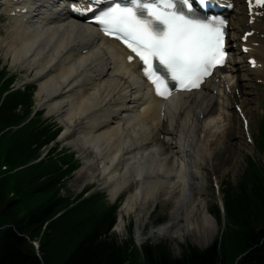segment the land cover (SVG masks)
Masks as SVG:
<instances>
[{
    "label": "bare ground",
    "instance_id": "1",
    "mask_svg": "<svg viewBox=\"0 0 264 264\" xmlns=\"http://www.w3.org/2000/svg\"><path fill=\"white\" fill-rule=\"evenodd\" d=\"M41 2H45V6L49 7L48 0H34V3L37 4ZM20 4L29 10L33 9L30 0H9L7 6L10 5L11 11L18 8ZM51 14L49 8L44 9V17L41 18L43 19ZM238 14L237 20L242 21V27L248 30L255 29L258 32L263 31L264 19L251 26L247 25L248 17L243 10ZM18 16L23 21L27 17V15ZM33 21L30 22L33 23ZM24 26L28 31L20 35L15 30L10 36L13 40H19L17 46L4 45V43L3 45L10 47L8 50L10 49L13 52L14 63H21L26 67L36 66L38 78L40 79V89L36 93V97L39 99L43 95L46 96L44 105L49 107L51 113L62 110L61 120L68 127L63 136L72 131L79 133V141L86 148V153L93 154L92 159L85 161L78 170L75 179L71 182V187L80 188L99 180L101 185L108 189L113 200L126 193V199L120 207L116 229L123 228L124 213L129 214L132 212L137 204L144 206L150 202L154 203L160 195L164 197V200H160L161 207H165L168 202L173 201L172 198L175 195L183 193L185 191V174L183 166L178 160L180 152H173V160L177 161V167L173 161L171 166H168V157L154 149V144L150 141H152L151 136L157 137L158 135L159 137L160 133L173 135L174 131L178 130L179 135L175 142V145H177L175 148L181 150L183 148L182 142L187 136L189 122L194 117V107L200 104V102L196 104L197 98L194 99L192 104H189V100L184 98L185 104L179 106L180 113L173 114L170 119V121L178 123L175 128L170 130L165 128L163 132L156 133L159 127L153 124L160 121V102L151 98L150 105L145 108L140 103V99L144 98L143 94H148V88L143 83L137 89L132 88L134 94L132 95L125 81L127 75L120 70L117 62L114 61L113 65L112 60L113 56L117 55L116 52L107 45L98 43L95 37L91 41L78 39L82 29L93 34L90 29L79 22H71L68 26L64 20L43 25V21L40 19L32 26L29 24ZM235 26L238 28L237 23ZM30 32H33V38L35 39L27 40L28 38H25ZM42 38H44L43 43H32ZM249 42L254 43L250 54L264 66L263 38L251 37ZM255 43H259L258 47H255ZM27 46H30V50L27 53H22L21 51ZM84 50L87 51L85 55L82 52ZM134 77L135 79L140 78L139 75ZM233 87H235V84H233ZM92 92L99 93L97 105L93 106L92 113L107 109L109 105L114 106L113 110L109 111V118L96 123L94 126L85 123V116L75 114L76 98L83 99L86 94ZM104 93H107L106 98ZM129 95H131V99L128 98ZM212 99L211 96L208 101ZM127 101H129L128 106H126ZM136 104L142 108L137 110ZM217 105V102L215 105L210 102L204 104L200 108L202 110L199 112V116L203 114L204 117L206 116L205 119H208L213 114L216 115ZM243 105L245 107L246 103H243ZM129 108L133 110L129 111ZM245 114L250 115L246 111ZM88 115L90 114L88 113ZM219 116L222 118L223 114ZM74 118L75 121H73ZM214 118L215 116L212 119ZM112 123L115 124V128L109 130ZM211 123L208 121L205 124L206 135L208 133L209 135L212 134L214 128ZM71 124H73V127ZM142 124L150 125V128L146 129ZM231 128V124H228L225 130L231 131ZM145 130L147 132H144ZM130 135L135 138L136 145L131 142ZM102 137L104 138L100 141L99 139ZM223 139L224 137H221L219 141ZM170 148L166 146L165 149L169 150ZM197 149L195 147L193 154H196ZM197 178L199 179L198 176ZM203 198L193 205L195 207L194 218L197 219L196 223L193 224L192 221L188 220L183 227L185 230L191 229L197 240L205 239L206 231L204 229L212 230L213 233L216 232V219L211 214L207 201ZM186 202L189 204L190 199H187ZM173 220L176 221L177 219L173 218ZM172 228L173 225L169 223L163 229L165 232L164 238L171 246L173 245L172 241H177V237L170 233Z\"/></svg>",
    "mask_w": 264,
    "mask_h": 264
},
{
    "label": "trees",
    "instance_id": "2",
    "mask_svg": "<svg viewBox=\"0 0 264 264\" xmlns=\"http://www.w3.org/2000/svg\"><path fill=\"white\" fill-rule=\"evenodd\" d=\"M1 76L0 132L28 123L0 138V157L9 165L25 166L36 161L57 132L41 113L32 118L30 88L2 100L9 85ZM54 154L12 178L0 179V227L12 225L0 230V264H264V166L253 159L238 191H225L228 225L220 241L204 251L188 244L178 259L166 245L140 249L132 238L119 243L110 235L116 208L105 207L100 197L79 196L74 202L56 197L61 179L77 164L73 155ZM8 186L21 196L20 202L4 200ZM20 203L26 215L15 222L11 214ZM215 211L219 214L218 207ZM23 234L40 238V256Z\"/></svg>",
    "mask_w": 264,
    "mask_h": 264
},
{
    "label": "snow or ice",
    "instance_id": "3",
    "mask_svg": "<svg viewBox=\"0 0 264 264\" xmlns=\"http://www.w3.org/2000/svg\"><path fill=\"white\" fill-rule=\"evenodd\" d=\"M253 3L264 8V0H248L250 10ZM209 8L210 0H107L106 5L103 0H84L83 3L73 0L72 3L73 12L85 17L92 13L91 22L104 35L118 39L130 50L131 54L126 57L128 62L134 57L139 59L141 72L152 85L149 92L162 101L161 115L179 110L183 97L178 93L200 90L218 67L227 66L224 38L228 20L210 14ZM249 35L251 33L243 39ZM78 39L91 41L94 34L82 29ZM113 61L124 74L131 75L124 64L119 63V55H114ZM251 63L255 66L256 62ZM104 96L106 98L107 93ZM143 96L140 103L147 108L151 96ZM98 99L99 93L92 92L75 100V114L85 116V123L90 126L108 119L109 111L114 108L109 105L88 115ZM247 123L245 120L246 128Z\"/></svg>",
    "mask_w": 264,
    "mask_h": 264
},
{
    "label": "rangeland",
    "instance_id": "4",
    "mask_svg": "<svg viewBox=\"0 0 264 264\" xmlns=\"http://www.w3.org/2000/svg\"><path fill=\"white\" fill-rule=\"evenodd\" d=\"M7 51V48H0V61L2 62V65L8 68L10 71L9 73L17 76L20 85L22 84L21 81L26 82L32 80L35 72L27 68H22L21 64H14L12 58L7 57ZM246 91L249 92L247 98L251 102L247 106V111H250L249 119L251 118V132L254 142L247 141L244 136L241 122L231 109L225 110L223 106L219 108L215 121L212 122L214 129L212 134L208 137L201 134L200 138H198V136L195 138L197 119H194V124L189 128L187 139L185 138V140H189L187 143L188 147L191 145L190 141H193L194 145L201 151L199 153L200 165L198 166L196 173L199 176V179L196 181L192 180V175L194 176V174L191 168V157L189 159L188 154H185L184 158L187 166V183L185 185V191L175 195L172 198L173 201L168 202L165 207H161L162 203L160 200L164 199L163 196L160 195L154 203L150 202L145 205L144 208H141L140 205L135 206L133 213L125 215L126 230L124 229L122 233H117L120 229L118 231H112V237L116 238L118 242H125L127 238H129V227L130 225H133L132 239L137 246L144 247L146 244H164L170 248L173 256L179 259L183 257L185 247L188 244L197 247L199 250H205L206 248L211 247L220 232L218 222L215 227V233H213L212 230L204 229L206 231L204 236L205 239L201 238L197 240L191 229H183L188 220L192 221L193 224L196 223L197 219L194 218L195 207H193V205L201 199V196H203V199L207 201V205L213 215L215 211L214 206L219 200L223 201L224 199V188H227V184H231L235 190L239 187L243 173L248 167V157L253 156L257 161L259 160L264 163V153L259 151L255 143L260 135V120L264 114V101L262 102V100L260 101L259 99L254 102L255 100L252 97L254 90L248 88ZM45 97L46 96L44 95L40 99L35 98L37 110L45 109L44 111L47 117H52L54 121L61 122L60 113H50L47 105H42V102L45 101ZM220 112L229 114L228 118L223 117L221 120H218ZM228 119L231 121L232 130L228 135H224L225 137L223 140L217 142L219 135L221 136L220 133L222 129L228 125ZM211 120L212 119H210V121ZM63 131H65L64 127ZM67 138V140L60 141V146L69 152L74 153L81 164L92 159L93 154L86 153V148L83 147L81 142L79 143V135L77 133H72V135ZM214 142L216 143L214 144ZM156 145L157 148L160 147L159 144ZM208 156L210 157L209 161L207 159V161L204 162L205 158ZM75 176L76 172L73 178L68 181L63 188L62 194L64 196H75L82 191L80 188L71 187V182L74 180ZM95 181L96 183L86 187L92 188L93 191L100 190L107 192L106 189L102 190L98 180ZM214 181L219 183V192L213 188ZM119 198H122L124 201L126 194L120 195ZM187 199H190L189 204L187 202L185 203ZM113 201L114 200L107 192L105 204L111 205ZM173 218H176L177 220L174 221ZM162 223H171V225H173L170 233L177 237V241H172V246L164 238L165 232L163 231L164 228L161 226Z\"/></svg>",
    "mask_w": 264,
    "mask_h": 264
}]
</instances>
